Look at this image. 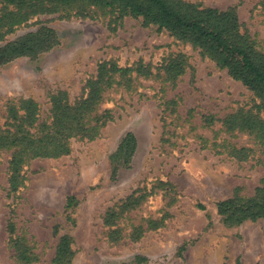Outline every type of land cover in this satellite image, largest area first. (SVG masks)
Instances as JSON below:
<instances>
[{
  "label": "rangeland",
  "instance_id": "obj_1",
  "mask_svg": "<svg viewBox=\"0 0 264 264\" xmlns=\"http://www.w3.org/2000/svg\"><path fill=\"white\" fill-rule=\"evenodd\" d=\"M182 1L236 8L264 53V0ZM16 12L0 3V135L17 130L28 102L37 107L32 132L50 124L54 100L73 105L85 98L101 64L142 67L150 75L116 77L98 109L113 118L94 139H72L69 155L28 162L17 191L10 185L13 150L0 149V264H24L10 223L35 255L32 264H54L65 235L73 239V264H264V221L229 226L217 209L236 195L252 199L264 186V149L255 133L227 125L240 114L264 121L261 100L201 50L141 19L117 20L99 10L77 17L43 2L12 25ZM31 35L49 47L1 58ZM180 60L184 73L167 81V64ZM128 134L130 152L116 155ZM233 147L245 156H235Z\"/></svg>",
  "mask_w": 264,
  "mask_h": 264
},
{
  "label": "trees",
  "instance_id": "obj_2",
  "mask_svg": "<svg viewBox=\"0 0 264 264\" xmlns=\"http://www.w3.org/2000/svg\"><path fill=\"white\" fill-rule=\"evenodd\" d=\"M43 2L48 8L56 11L61 9L77 17H88L99 10L117 15V20L126 17L141 19L144 27H157L158 31L170 34L177 41L201 50L203 55L208 56L220 69L226 70L231 78L241 82L254 93L264 108V53L257 49L255 42L243 30L237 9L234 7L220 10L182 0H0V3L13 6L17 10L9 15L13 17L10 20L12 25L26 22L32 11L38 9ZM39 38L31 35L25 40L9 45L4 49L1 58H17L45 51L49 45ZM184 71L183 60L171 61L164 69L169 82L176 81ZM134 73L138 76L150 75V71L142 67L125 69L107 63L101 64L98 76L87 83L88 95L73 105L54 100L52 122L39 124L35 132H32L31 128L36 122L37 107L32 102L26 103L29 108L17 130L5 131L0 135V149L13 150L10 161L11 190H18L23 179V167L28 162L38 158H60L69 155L72 139H94L99 127L105 126L113 118L109 110L101 114L98 111L106 86L117 82L116 77L124 80ZM229 120L227 125L230 130L247 131L253 135L255 133L264 149V121L252 114H240ZM132 142L133 136L128 134L116 155L125 151L128 155ZM245 152L244 148L235 147L231 151L235 156H245ZM133 201L132 198L129 199L124 208L132 209L135 204ZM72 202L73 198H69L67 209ZM217 209L223 222L229 226L242 225L248 221H264V186L258 189L257 195L252 199L236 195L219 202ZM8 228L13 235L17 259L24 264L34 263L35 255L15 237L14 225L10 223ZM75 255L73 239L68 235L60 237L54 264H73Z\"/></svg>",
  "mask_w": 264,
  "mask_h": 264
}]
</instances>
